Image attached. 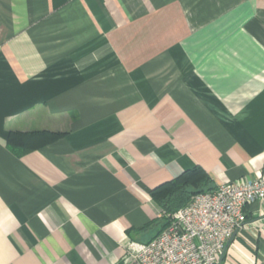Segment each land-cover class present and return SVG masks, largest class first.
Instances as JSON below:
<instances>
[{
  "label": "crops",
  "instance_id": "crops-1",
  "mask_svg": "<svg viewBox=\"0 0 264 264\" xmlns=\"http://www.w3.org/2000/svg\"><path fill=\"white\" fill-rule=\"evenodd\" d=\"M62 137L17 155L12 132ZM264 171V0H0V264H129L151 190ZM221 264H264V201Z\"/></svg>",
  "mask_w": 264,
  "mask_h": 264
},
{
  "label": "built area",
  "instance_id": "built-area-1",
  "mask_svg": "<svg viewBox=\"0 0 264 264\" xmlns=\"http://www.w3.org/2000/svg\"><path fill=\"white\" fill-rule=\"evenodd\" d=\"M264 201V171L224 181L175 212L169 226L148 243L129 241V264H221L229 240L247 227L246 207Z\"/></svg>",
  "mask_w": 264,
  "mask_h": 264
},
{
  "label": "trees",
  "instance_id": "trees-1",
  "mask_svg": "<svg viewBox=\"0 0 264 264\" xmlns=\"http://www.w3.org/2000/svg\"><path fill=\"white\" fill-rule=\"evenodd\" d=\"M63 134L48 131L12 132L9 134L8 146L17 154L24 155L53 143ZM217 185L211 176L200 166L185 171L177 178L165 182L151 190L153 201L163 214L164 231L171 222V216L187 206L196 195L213 192ZM161 231V232H162Z\"/></svg>",
  "mask_w": 264,
  "mask_h": 264
},
{
  "label": "rangeland",
  "instance_id": "rangeland-1",
  "mask_svg": "<svg viewBox=\"0 0 264 264\" xmlns=\"http://www.w3.org/2000/svg\"><path fill=\"white\" fill-rule=\"evenodd\" d=\"M163 216V215H162ZM171 219H172V216H171ZM164 223V222H163Z\"/></svg>",
  "mask_w": 264,
  "mask_h": 264
}]
</instances>
